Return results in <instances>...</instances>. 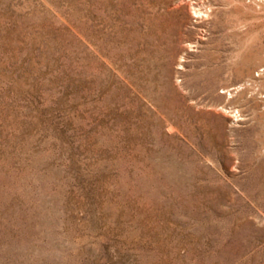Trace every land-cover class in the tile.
I'll return each mask as SVG.
<instances>
[{
  "label": "rangeland",
  "instance_id": "rangeland-1",
  "mask_svg": "<svg viewBox=\"0 0 264 264\" xmlns=\"http://www.w3.org/2000/svg\"><path fill=\"white\" fill-rule=\"evenodd\" d=\"M0 264H264V0H0Z\"/></svg>",
  "mask_w": 264,
  "mask_h": 264
}]
</instances>
